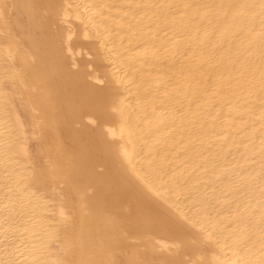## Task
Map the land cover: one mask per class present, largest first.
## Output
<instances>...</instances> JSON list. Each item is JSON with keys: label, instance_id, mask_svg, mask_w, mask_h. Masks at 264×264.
Segmentation results:
<instances>
[{"label": "bare ground", "instance_id": "1", "mask_svg": "<svg viewBox=\"0 0 264 264\" xmlns=\"http://www.w3.org/2000/svg\"><path fill=\"white\" fill-rule=\"evenodd\" d=\"M0 264H264V0H0Z\"/></svg>", "mask_w": 264, "mask_h": 264}]
</instances>
